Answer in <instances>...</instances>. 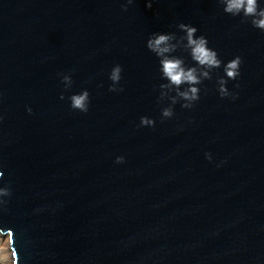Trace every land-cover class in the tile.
Here are the masks:
<instances>
[{
    "label": "water",
    "instance_id": "1",
    "mask_svg": "<svg viewBox=\"0 0 264 264\" xmlns=\"http://www.w3.org/2000/svg\"><path fill=\"white\" fill-rule=\"evenodd\" d=\"M126 2L0 0V235L12 264H264V32L218 0ZM179 23L222 61L239 56L241 74L227 85L235 99L220 98L217 70L164 120L145 42ZM116 64L123 91L110 92ZM83 89L86 113L68 100Z\"/></svg>",
    "mask_w": 264,
    "mask_h": 264
},
{
    "label": "clouds",
    "instance_id": "2",
    "mask_svg": "<svg viewBox=\"0 0 264 264\" xmlns=\"http://www.w3.org/2000/svg\"><path fill=\"white\" fill-rule=\"evenodd\" d=\"M134 0H127L122 4V9L127 11ZM153 0H146L145 7L151 8ZM222 11L232 17H240L242 22H248L255 29L264 32V0H218ZM171 27V26H170ZM176 31L153 32L146 42L145 47L154 55L158 62V73L162 83L159 84V99H167L169 106L161 109L160 115L165 119H171L174 115V106L180 104L184 109H191L200 99L201 87L205 80H212L217 70L222 75L216 79V91L220 98L236 97L229 91V81H235L240 76L242 60L239 56L224 62L220 59L217 51L209 46V41L204 35H197L195 26L185 23L175 25ZM179 33V34H178ZM183 53L177 55V53ZM122 67L114 65L108 73L111 81L108 91H123L118 87L122 78ZM62 83H69L70 78L64 76ZM70 107L73 110L86 113L89 110L90 94L87 89L68 97ZM31 113V108H27ZM140 127H154L155 120L140 117ZM206 158H210L206 154ZM124 162L123 156H117L115 163ZM3 172H0V179ZM8 188L0 186V203L2 198L9 195Z\"/></svg>",
    "mask_w": 264,
    "mask_h": 264
},
{
    "label": "bare ground",
    "instance_id": "3",
    "mask_svg": "<svg viewBox=\"0 0 264 264\" xmlns=\"http://www.w3.org/2000/svg\"><path fill=\"white\" fill-rule=\"evenodd\" d=\"M10 241L8 236L0 235V261L5 259V263L12 264V251L10 247Z\"/></svg>",
    "mask_w": 264,
    "mask_h": 264
},
{
    "label": "rangeland",
    "instance_id": "4",
    "mask_svg": "<svg viewBox=\"0 0 264 264\" xmlns=\"http://www.w3.org/2000/svg\"><path fill=\"white\" fill-rule=\"evenodd\" d=\"M4 261H5V259L2 258L0 261V264H9V263H5Z\"/></svg>",
    "mask_w": 264,
    "mask_h": 264
}]
</instances>
